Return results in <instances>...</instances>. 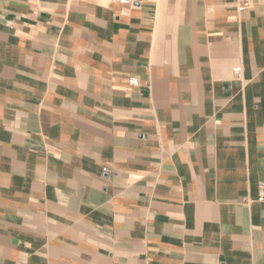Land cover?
I'll use <instances>...</instances> for the list:
<instances>
[{
    "label": "crops",
    "instance_id": "obj_1",
    "mask_svg": "<svg viewBox=\"0 0 264 264\" xmlns=\"http://www.w3.org/2000/svg\"><path fill=\"white\" fill-rule=\"evenodd\" d=\"M236 6L0 0V264H264V0Z\"/></svg>",
    "mask_w": 264,
    "mask_h": 264
},
{
    "label": "built area",
    "instance_id": "obj_2",
    "mask_svg": "<svg viewBox=\"0 0 264 264\" xmlns=\"http://www.w3.org/2000/svg\"><path fill=\"white\" fill-rule=\"evenodd\" d=\"M115 4H119L121 6H128L132 4L133 0H111ZM147 2H154V0H146ZM236 1V9L239 13H243L248 10L253 3V0H235ZM234 76L239 79L241 78V72L239 68L233 69ZM129 84L131 86H138V82L136 78H130ZM264 199V183L259 184V193H258V200Z\"/></svg>",
    "mask_w": 264,
    "mask_h": 264
}]
</instances>
